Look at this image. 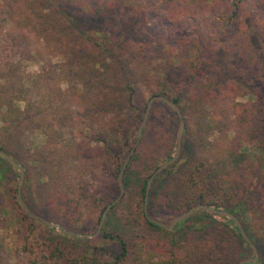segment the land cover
Wrapping results in <instances>:
<instances>
[{
    "label": "rangeland",
    "instance_id": "374dc122",
    "mask_svg": "<svg viewBox=\"0 0 264 264\" xmlns=\"http://www.w3.org/2000/svg\"><path fill=\"white\" fill-rule=\"evenodd\" d=\"M19 1L27 3L24 8L31 7L38 16L34 14L30 19L28 14L14 15L18 26L28 32L30 49H35L26 54V60L16 59L14 66L10 65L20 78L18 85L23 86L22 100L18 101L23 113H18L20 120L15 124L19 125L30 109L44 112L47 120L27 122L9 131L0 122V145L12 142V154L25 169L22 195L34 213L69 230L95 234L105 207L120 194L119 170L139 139L147 105L156 94L170 99L178 94L186 97L181 103L185 110H181L185 121V112L189 118L192 138L188 146L196 164L205 163L206 168L213 169L212 174H223L234 171L248 158L247 147L234 157H229L231 152L221 156L225 147L240 145V137L229 129L239 127L241 120L236 124L232 121L242 113L240 103L251 99L246 93L256 87L250 81L249 88L240 90L249 83L241 82L238 76H242V67L246 66L247 78L256 76L255 65L243 63V13L239 12V20L218 40L222 25L219 15L229 0H64L66 8L77 16V24L68 23L67 16H57L55 0H0V59L4 53L1 29L11 25L4 15L9 5ZM247 5L264 7V0H246L244 7ZM50 26L56 27L58 33H49L44 40L38 32ZM194 58L204 65L195 77L190 65ZM224 84L234 90L226 91ZM132 89L133 105L126 99ZM115 94H122L123 100L117 102ZM209 94L216 95L214 115L219 120L217 127L225 129V137L206 130L211 121H216L210 114L212 108H201L205 103L201 97ZM175 115L168 104L154 100L136 148L140 144L150 150L166 147L175 155L180 125ZM84 153L97 157V162H89ZM51 154L64 155V161L57 163L59 186L69 196L67 203L59 207L44 204L47 189L53 185L51 170L44 166ZM0 167V264H32L34 257L48 255L49 248L56 246L76 254L94 252L104 264H110L113 254L121 250V243L106 238L105 232L124 238L128 264H160L172 259L177 260L176 264L204 262L201 242L208 236L206 224L210 222L204 213H193L172 229L155 228L134 213L135 204L140 205V195L125 186L122 199L109 211L96 236L71 235L29 215L18 196L20 169L1 155ZM199 179L194 184L186 180L157 184L149 196V214L156 203L153 216L169 225L191 207L187 201L193 194L222 189L219 181ZM230 203L222 199L219 207L231 209ZM247 213L243 210L240 214L244 228ZM215 219L217 228L221 223L228 224L221 228L226 239H232L231 250L225 254L230 258L225 260L227 264L254 256L253 251L242 258L245 251L237 246V231L230 218L216 215Z\"/></svg>",
    "mask_w": 264,
    "mask_h": 264
},
{
    "label": "trees",
    "instance_id": "16d2710c",
    "mask_svg": "<svg viewBox=\"0 0 264 264\" xmlns=\"http://www.w3.org/2000/svg\"><path fill=\"white\" fill-rule=\"evenodd\" d=\"M245 1L246 0L227 1L228 6L226 5L227 7L224 12L219 15V17L222 19V25L220 26L221 30L218 31V40L221 41V34L224 35L229 33L228 30L232 29V26L235 24L236 20H239V12L240 14L243 13L241 16L244 20V23H242V26L240 25L241 32L246 39L244 47L245 51L243 52V63L247 65L246 62H249L251 64V67L252 64L255 65L256 69L254 70H256V76L253 79L247 78L244 73V70H246V66L242 67V76L240 75V73H238V76L242 77L241 82L248 81L249 83H244V85L240 87V90L244 92L245 89L249 88L250 81L253 84L255 83L256 87L253 89V91L246 93V95H251V99L240 103V105L242 106V113L239 118L235 116L236 119L234 118V120L232 121L235 122L234 124H236L239 120H241L242 122L240 123L239 127H237L236 125L235 127H233V125L229 129L234 131V136L240 137V141H238L240 145L232 146L231 144L229 148L225 147V152L221 156H225L228 152H231L229 157H234L236 154L241 153V148L247 147L248 158L245 159V161L243 160L242 163L236 165L234 171L231 170L223 174H212L213 169L211 170V168H206L205 163H202V165L196 164L193 156L191 157V151L188 146L189 143L191 144L192 137L188 124L189 118L187 117V113L185 112L188 121H186L181 156L174 164L170 165L167 169H165L154 178L149 196L151 197L153 195V190L157 186V184L162 185L172 180L176 182H178L179 180H186L187 183L193 182V184L194 182L198 183V178H201L202 181L207 179L214 182L219 181L222 186L221 191L214 192V190H212L208 192L207 189H205L204 193L193 194L191 200L189 199V201H187V204H191V207L196 203L195 205L206 204L214 208H220L219 201L222 199H228V201H231V209L227 210L233 212L240 219V214H242V211L248 210L249 213L247 214L249 215L246 217V220L248 222L245 221L246 228L244 229L248 234L252 244L254 246H257L260 253L259 258L256 261L248 264H264V7L249 5L244 7ZM26 4L27 3L19 1L18 3H12V5H9L6 15L4 16H7V24L10 23L11 25H9L8 27H3L1 29L3 43L2 48L4 50V53L0 59V122H3L5 124V128L8 129V131L16 130L17 127L19 128L21 125H24L27 122H35L34 120H47L44 112L41 113L39 110L33 112L32 110L34 109H30V111L26 112L25 119L23 121H20L21 123L19 125L15 124L16 121L20 120V117H17L18 113H23L18 105V101L22 100L21 89L23 88V86L18 85L20 78L15 75L16 72L14 70H11L10 65L11 67L14 66V60L16 59L26 60V54H29L33 52V50H35L33 49V47H31L30 49V42H28V32L26 31V29H24V27L18 26L16 17L14 16L16 13H19L26 17L25 14H28L31 19L34 14L37 15L34 10L31 11V7L24 8ZM54 7H56L53 9L57 11L58 17L67 16L68 23L75 24L76 21H78L77 16L73 15L69 11V9L66 8L64 0H55ZM213 18H218V16H213ZM32 25H36V23L32 22ZM49 33H58V29H56V27L54 26H50V28L42 29V32H38V35L45 40V37H48ZM59 42V40L56 41V47L59 46ZM228 49L230 48L228 47ZM174 58L175 57H173V59ZM190 65L192 67L191 75L193 77H195V75H198V73L201 72V67L204 66L203 61H200V59L197 58H194L190 62ZM237 82L238 81H236L235 83ZM129 83L132 86L133 82L129 81ZM230 86L231 85L229 84H224L223 88L226 91L234 90V88ZM251 87L253 88V85ZM134 98L135 93L132 89L131 93H129V96H127L126 99L130 104L133 105ZM201 98V100H204L205 102L201 105L203 111L208 110V108H212V112H210V114L213 119H216V121H211L210 127L206 129L208 130L207 132L221 133V135L225 137V135H223V131L225 129L221 130L219 129V127H217L219 126V120L217 119L218 117L214 115L215 113H217L216 95L211 96V94H209ZM171 99L178 103L183 111L185 110L181 106V103H184V100H186V97H183V94H178L176 97ZM115 100L117 102L123 100V95L115 94ZM169 107L175 112L177 123L180 122L178 113L171 106ZM190 115L192 114L190 113ZM190 122L192 121L190 120ZM226 136L228 137V135ZM170 137L171 134H169L168 139ZM232 141H234V139ZM243 141H245L246 144H242ZM11 143L12 142L4 143L3 145H0V147L10 155L15 157L11 151ZM228 145L229 144H227V146ZM143 147L144 146L140 144V146L136 148L135 153L128 164L124 178L125 186L128 187V190L135 189L139 192L140 205L135 204L136 207L134 209V213H138L139 215H141L151 226L159 229H164L162 226L150 221L145 213L144 204L146 197V187L150 176L158 168L161 162L164 163L168 159L172 158L174 154L166 151V147L163 150H161L160 147H156V149L153 150ZM84 155L86 159L88 158L90 160L89 162H97V157H95L94 155H91L90 157H88V153H84ZM98 160V162H100L99 158ZM62 161H64V155L51 154V156L47 158V163H44V166L48 167L51 170L50 179L53 182V185L49 186L52 188L48 187L47 189L44 204L59 207L62 206L63 203H67L66 198L69 196L68 192L64 191L59 186L61 178L59 175L60 169L57 163H60ZM2 175L3 173L0 167V180L2 178ZM57 175L58 177L56 178ZM201 179L199 180L201 181ZM168 195L169 198H173L171 194ZM154 204L155 205L153 207L154 209H152L151 216L156 218L155 216H153V214L156 212V203ZM158 204L159 205L157 207L159 209L161 206V202L158 201ZM188 208L190 209V206ZM199 213H204L205 216L210 218V222L206 224L207 227H209L208 236L201 242V245H203L204 247L201 249V251L204 252L201 255L203 258L204 254L203 264H207L206 260L209 261L208 264H227L225 260L230 258L225 254H228V252H230L231 250L230 244L232 243V239L230 241L227 240L225 237L226 233H224L221 228L222 225L226 226L228 224L221 223V228H217L214 226L217 222V220L215 219L216 215L209 213L203 209H199L194 212V214L196 215H198ZM229 221L235 225L237 231V234H235V236L237 235V239L239 242L237 246H242V249L245 251V254L242 255V258L250 253H253L254 249L252 245L246 240L236 223L232 219ZM104 236L110 239H117L121 243V250L113 254L114 259L112 262H110V264H128L126 260L129 250L124 238L120 234H114L110 232H105ZM176 263L177 260L172 259L162 261L160 264ZM32 264H104V262L102 261V258L97 257L94 252L91 254H76L68 252L63 248H59L58 246H56L54 248H49L48 255L41 254L34 257Z\"/></svg>",
    "mask_w": 264,
    "mask_h": 264
},
{
    "label": "water",
    "instance_id": "95a60500",
    "mask_svg": "<svg viewBox=\"0 0 264 264\" xmlns=\"http://www.w3.org/2000/svg\"><path fill=\"white\" fill-rule=\"evenodd\" d=\"M156 99H160L163 102L167 103L169 106H171L178 113V115L180 117V125H179L178 134H177V151H176L175 155L172 158H170L167 161H165L164 163H162L161 165H159L158 168L154 171V173L150 176V178L148 180V184H147V187H146L145 204H144V210H145V213H146L148 219L150 221L162 226V227H165V228H168V229H172L180 221H182L183 219H185L186 217H188L189 215H191L192 213H194L195 211H197L199 209H203V210H205V211H207L209 213H212L214 215H219V216H222V217L230 218L236 223V225L240 229L241 233L244 235L246 240L252 245V247L254 249V256L244 258L238 264H248V263H252V262L256 261L258 259V250L252 244L250 238L248 237V235H247V233H246V231L244 229V226H243V223H242L241 219L237 215H235L233 212H231V211H229L227 209L214 208V207H211V206L206 205V204H197V205H194V206L190 207V209H188L184 213L178 215L172 221V223L169 224V225L167 223L163 222V221H160V220L152 217L149 214V212H148V201H149V194H150V190H151L154 178L159 173H161L162 171L167 169L170 165L174 164L179 159L180 154H181V150H182L183 136H184L185 126H186V121L184 119V114H183L180 106L174 100L170 99L169 97H167L165 95H161V94L160 95L159 94L158 95H154L150 99V101H149V103L147 105V108H146V111H145V114H144V118H143L142 124H141L140 129H139V139L135 143V145L132 147V149L130 150V153H129L128 157L126 158V160H125V162H124V164H123V166H122V168L120 170V173H119L118 181H119V184H120V194L110 204H108L105 207V209H104V211L102 213V216L100 218V222H99V225H98L97 232L95 234H83V233H80V232H77V231L69 230V229L64 228L63 226H61V225H59L57 223H53L51 221H48V220L40 217L36 213H34L31 210V208L29 207V205L26 203V201L24 200L23 195H22V185H23L24 177H25L24 166L21 163H19L12 155H10L8 152H6L4 149H2L0 147V155L5 157L6 159H8L14 166H16L17 168L20 169L21 179H20V183L18 185V196H19L20 203L26 209L28 214L31 215L32 217H34L36 219H39V220L43 221L44 223H46L48 225L55 226L59 230L65 232V233H68V234H71V235H76V236H81V237H88V236L93 237V236H96L102 230L109 211L114 207V205H116L122 199V197H123V195L125 193V184H124L125 171H126V169L128 167V164L130 162V159H131L132 155L134 154V152L136 150V146L138 145V143L140 141V138L143 135V130H144L145 126H146L148 115L150 113L152 104H153L154 100H156Z\"/></svg>",
    "mask_w": 264,
    "mask_h": 264
}]
</instances>
